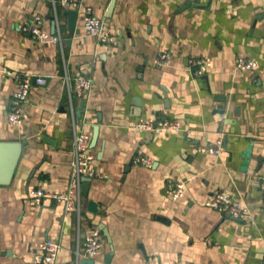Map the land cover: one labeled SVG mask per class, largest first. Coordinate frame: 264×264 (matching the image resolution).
Masks as SVG:
<instances>
[{"label": "crops", "instance_id": "obj_1", "mask_svg": "<svg viewBox=\"0 0 264 264\" xmlns=\"http://www.w3.org/2000/svg\"><path fill=\"white\" fill-rule=\"evenodd\" d=\"M111 1L78 0L63 8L56 0H0V142L27 143L11 184L0 187V264H35L37 245L46 239L60 242L53 264H79L84 232L100 225L111 239L110 264H260L264 0H116L109 11ZM87 8L115 44L82 36ZM64 9L77 10L72 34ZM36 16L49 34L58 30L59 44L27 38L21 28ZM161 53L169 61L157 67L153 61ZM237 59L252 60L256 68L239 70ZM189 60L205 61L201 73ZM14 75L45 80L32 85L28 123L20 127L6 120ZM81 76L92 80L83 105L74 94ZM145 119L177 120L191 135L132 128ZM94 126L96 176L80 196L79 211L64 215L52 201L34 205L30 189H67L74 130L91 139ZM217 142L219 156L196 152ZM137 152L151 161L149 168L131 164ZM172 182L184 185L177 200L169 196ZM218 191L245 205L249 219L205 208ZM87 201L96 203L97 213L87 211ZM101 241L95 264H104L110 251L102 233Z\"/></svg>", "mask_w": 264, "mask_h": 264}, {"label": "built area", "instance_id": "obj_2", "mask_svg": "<svg viewBox=\"0 0 264 264\" xmlns=\"http://www.w3.org/2000/svg\"><path fill=\"white\" fill-rule=\"evenodd\" d=\"M63 8L76 7L78 0H59ZM55 25L57 21L55 19ZM43 19L39 16L33 18L29 26L21 28L27 38L40 42L59 44L61 36L57 33L49 34L42 28ZM82 36L92 39L96 44H115L114 37L107 33L104 29L103 20L92 15L90 9H85L81 18ZM169 61L166 53H161L153 61L157 67L167 65ZM191 66H200V73L203 70L205 61L189 60ZM236 68L244 71H253L256 68V63L252 60L237 59ZM15 89L10 98L9 111L6 114L7 122L14 127L27 125L28 115L25 110V104L29 96L32 85L43 86L45 80L37 77L31 80L29 76L14 75ZM92 87L90 77H77L74 83V94L83 105L87 100ZM132 128L136 131L149 133L152 135H162L171 132L184 131L189 138L191 132L182 127V124L177 120H160V119H145L138 120L133 123ZM89 135L85 133H76L74 130L73 136V152L70 162L71 178L67 189L60 193H49L42 188H33L28 191V197L34 205H42L47 201H52L56 205L62 207L64 215L79 211L81 183L82 178H92L96 173L92 167L94 154L89 148ZM196 152L201 154H210L219 156L221 153L220 142L215 145H198ZM133 166H141L149 168L151 161L142 153L137 152L131 159ZM184 185L182 182H172L168 185L169 196L172 200H177L183 196ZM205 208L216 211L223 215H228L235 219H249V211L245 205L239 201H235L231 196L223 191H218L210 195L203 203ZM83 253L84 259L94 260L97 257L103 244L101 241V233L98 229H90L84 232L83 237ZM60 242L52 240H43L37 245L36 252L33 256L35 264H53L58 257L60 250ZM260 264H264V254L261 257Z\"/></svg>", "mask_w": 264, "mask_h": 264}, {"label": "water", "instance_id": "obj_3", "mask_svg": "<svg viewBox=\"0 0 264 264\" xmlns=\"http://www.w3.org/2000/svg\"><path fill=\"white\" fill-rule=\"evenodd\" d=\"M56 1H59V0H56ZM115 1L116 0L111 1L109 11H112ZM62 14L65 15L67 19V31L70 34H72L75 29V24H76V19H77V10L76 9H64L62 11ZM52 32H54V23H52ZM137 71H141V69ZM80 114H81V110L78 109L77 116L79 117ZM97 133H98V127L94 126L92 136L90 139V143H89L90 149H92L95 146V143L97 141ZM44 141L45 143L52 145V141H50L46 137L44 138ZM26 145L27 143L24 140L16 141V142H0V187H8L11 184V181L14 177L15 171L17 169V166L21 158L23 148ZM248 158H249V149L246 151L244 155V159H245L244 165L247 164ZM89 182H90V178H82L80 191L84 197L87 196V189H88ZM86 209L90 213H93V214L97 213V205L93 201H87ZM228 217L232 218L230 216ZM99 230L101 231L102 235L106 239V242L110 250L103 257L104 264H110V261L112 258V251H113V248L111 245V239L105 227L100 225ZM79 264H95V263H94V260H91V259H82L79 261Z\"/></svg>", "mask_w": 264, "mask_h": 264}]
</instances>
